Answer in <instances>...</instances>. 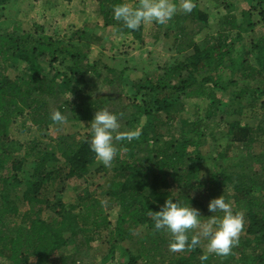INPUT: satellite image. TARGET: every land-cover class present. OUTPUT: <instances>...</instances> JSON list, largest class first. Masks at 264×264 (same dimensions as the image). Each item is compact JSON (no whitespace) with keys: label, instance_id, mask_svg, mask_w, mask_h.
<instances>
[{"label":"trees","instance_id":"16d2710c","mask_svg":"<svg viewBox=\"0 0 264 264\" xmlns=\"http://www.w3.org/2000/svg\"><path fill=\"white\" fill-rule=\"evenodd\" d=\"M98 1L104 27L143 41V25L129 30L113 19L112 6L119 0ZM252 1L254 7L247 8H256L264 23V0ZM11 2L0 0V9ZM194 4L191 13L179 11L173 17L176 32L166 33L175 38L173 48L180 57L143 72L133 83L126 111H111L123 113L122 131L139 127L141 135L114 142L117 155L107 200L88 194L69 206L61 199L52 201L48 192L61 191L67 180L91 171L96 159L89 133L83 139L61 135L47 142H21L12 132L22 120V130L35 127L48 136L52 101L61 109L77 110L78 121L90 122L103 106L87 76L97 73L101 61L90 60L92 43L85 29L62 38L47 34L40 23L29 30L20 22L0 20V258L10 262L0 264H95L85 254L101 239L109 244L105 262L125 247L127 264H264V151L254 150L264 134V37L238 47L256 23L244 8L241 22L227 16L228 28L219 26L217 34L196 41L210 27V14L199 2ZM228 4L230 11L233 2ZM19 62L23 71L11 75L8 70ZM56 64L64 69L57 70ZM46 68L54 73L50 76ZM238 86L222 116V143L205 149L204 127L223 104L219 93ZM199 98L209 100L203 114L198 115L197 105L189 115L191 100ZM247 104L259 116L257 126L242 122ZM241 145L247 153L233 154ZM194 191L206 192L209 200L224 194L234 211H244L242 234L228 255L211 253L202 261L200 244L170 252L169 234L153 229L149 210H160L166 199L175 196V201L180 193L185 204L208 211V204L191 196ZM45 207L55 215L44 217ZM115 207L120 211L112 227L109 211Z\"/></svg>","mask_w":264,"mask_h":264},{"label":"rangeland","instance_id":"374dc122","mask_svg":"<svg viewBox=\"0 0 264 264\" xmlns=\"http://www.w3.org/2000/svg\"><path fill=\"white\" fill-rule=\"evenodd\" d=\"M136 0H128L130 4H134ZM199 2L203 9H206L210 14V27L204 32L195 36L196 41H201L207 34H217L219 26L221 29L229 27L225 21L228 16L235 17L238 22L243 20L241 11L247 7H254L252 0H195ZM229 2H233V7L230 11L227 9ZM98 0H15L4 9H0V20L7 19L10 24L13 22H20L24 29L31 30L34 20H40L44 23L45 32L54 37L70 38L72 34L77 30L83 22L87 21L89 26H86L87 38L92 43V50L90 54L91 61H101L98 66L97 73L89 74L87 81L92 91L93 96L101 103L103 107H107L109 111H118L125 109L132 102L134 96L133 83L136 79L142 76L143 72H148L151 69L162 68L168 63L174 61L177 57H180L178 51L173 48L175 38L166 36L168 32L173 34L176 32L178 25L173 24L172 18L166 25H162L161 29L156 24L150 23L143 25V41L134 39L131 35L120 34L116 31L115 27H104L103 20L98 16ZM224 3V4H222ZM58 6V7H57ZM54 7L60 8L57 13L51 15L50 10ZM264 8V5H263ZM250 16L256 21L253 29L246 34L243 41L238 44V47L242 49L243 46H248L252 40L257 41L261 37H264V23L261 21L258 10L256 8L249 9ZM67 15V16H66ZM2 18V19H1ZM102 24H98V23ZM98 24V25H97ZM16 25V24H15ZM14 25V26H15ZM13 26V27H14ZM93 28L95 30H93ZM160 31V32H159ZM157 33H160V38H156ZM94 36V38H93ZM107 65L112 71L107 70L104 66ZM24 68V63L19 62L17 67L10 68L8 71L11 75L21 73ZM56 69L63 70L64 67L56 64ZM49 71L50 76L54 71L46 68ZM112 81V82H110ZM248 81H252L249 79ZM238 87H233L231 91H225L219 93L223 100L222 106H220L219 114L214 121H208L206 127V147L205 149H214V145L222 143L221 133L226 129V123L223 121L222 116L226 115L227 105L230 97ZM72 99V98H70ZM189 104V115L193 114L196 106L199 105L200 112L198 115H202L204 108L209 100L206 99H193ZM249 102V101H248ZM60 103L52 101L51 112L60 110L66 116V122L63 125H59L53 122L48 129V136H43L42 133L36 130L35 127H31L24 131L19 126L22 120H19L16 125L17 128H13V138L26 142L30 140H42L49 141L52 137H58L61 135H76L78 138L83 139L88 134L89 121L77 120L75 117L77 110H72L69 106L60 108ZM126 111V109H125ZM194 116V115H193ZM258 114L254 113L253 109L247 104L243 112L242 122L252 126H257ZM27 123V121H26ZM117 141H115L116 143ZM254 150L257 152L264 151V134L259 136V141L255 143ZM234 153H247V149L242 145L235 146ZM101 166V170L97 167ZM26 167L25 169L29 168ZM114 165L105 167L99 162L95 161L91 171L83 177H74L67 180L61 191L48 192V196L54 202L61 199L67 206L75 204L80 197L92 194L96 197L104 198L106 201L108 195L106 194L110 178H112ZM23 175L26 173H22ZM178 194V193H176ZM180 193L177 198L183 203L184 198ZM191 196H195L203 201L204 204H208L209 197L206 192L194 191L191 192ZM57 204V203H55ZM191 206L193 204L191 203ZM205 206H196L199 210L201 219L207 220L208 216L212 213L204 209ZM119 208L115 207L109 211V219L111 220L112 227L115 226L116 220L119 215ZM54 210H50L45 207L43 216H54ZM222 215V213L214 214ZM69 233V232H66ZM137 234H141V231ZM242 234V231L240 235ZM191 235V233H190ZM171 239L170 234L166 236ZM206 239H200V246L206 249ZM125 247L118 248L113 257H109L106 262L104 258L109 254V244L106 239H101L93 242V247L85 254V256L93 261L95 264H127L128 258L123 254ZM169 249V248H168ZM171 252V251H170ZM10 263L9 261L0 258V263Z\"/></svg>","mask_w":264,"mask_h":264},{"label":"clouds","instance_id":"9594fccd","mask_svg":"<svg viewBox=\"0 0 264 264\" xmlns=\"http://www.w3.org/2000/svg\"><path fill=\"white\" fill-rule=\"evenodd\" d=\"M194 7V0H179L178 3L174 0H138L136 4H130L128 0H119L112 6V17L120 21L125 28L136 30L153 22L166 25L179 11L191 13ZM122 115L123 113L109 111L107 107L96 109L87 127L90 149L95 154L96 161L105 167H110L117 155L115 141L131 142L141 135L139 127L121 130ZM50 119L59 125L66 122V116L60 110L51 112ZM173 197L166 199L160 205V210L150 209L148 212L153 229L170 234L169 251L194 248L203 237L207 243L201 256L202 261L211 253L228 255L239 241V235L244 227V211H234L231 201L226 200L222 194L209 201L208 211L212 215L203 220L198 209L178 198L174 201ZM218 212L222 215H214Z\"/></svg>","mask_w":264,"mask_h":264},{"label":"crops","instance_id":"0c3cea01","mask_svg":"<svg viewBox=\"0 0 264 264\" xmlns=\"http://www.w3.org/2000/svg\"><path fill=\"white\" fill-rule=\"evenodd\" d=\"M13 1H15V0H12V2ZM11 2V3H12ZM58 7V6H57ZM57 7H54L53 9H51L50 10V13H51V15H53V14H55V13H57L58 12V10L60 9V8H57ZM67 16V15H66ZM98 16L100 17V18H102L100 15H99V13H98ZM103 20V19H102ZM34 22H37V23H40V24H42V25H44V23L42 22V21H40V20H34ZM103 23V22H102ZM101 22L100 23H98V24H102ZM97 24V25H98ZM86 26H89V24L87 23V21H85V22H83L82 23V25H80L78 28H80V29H86L85 27ZM103 26H104V24H103ZM93 30H95L94 28H93Z\"/></svg>","mask_w":264,"mask_h":264}]
</instances>
